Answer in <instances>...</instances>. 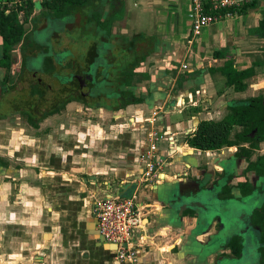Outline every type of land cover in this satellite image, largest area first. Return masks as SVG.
<instances>
[{
	"label": "crops",
	"instance_id": "obj_1",
	"mask_svg": "<svg viewBox=\"0 0 264 264\" xmlns=\"http://www.w3.org/2000/svg\"><path fill=\"white\" fill-rule=\"evenodd\" d=\"M254 3L246 11H234L192 38L188 19L190 0H134L138 10L129 13V28L159 37L163 50L154 61L138 70L143 73L137 78L144 81L139 85L146 101L128 105L123 112H134L128 119L132 123L142 121L155 105H161L156 128L163 135L172 136L177 146L172 150L166 139L160 142L159 153L168 158L160 175L164 174L169 181L156 185L171 184L184 170L207 185L216 181L211 165L207 171L199 166L206 165L201 159L210 152L189 147L185 138L195 132L200 122L224 119L231 114V107L242 105L256 96L260 87L264 88V29H261L264 0ZM182 63L188 65L185 72L179 70ZM227 64L236 71L250 73L244 80L243 91L226 86L222 69ZM148 73L150 77L144 78ZM221 79L224 86L218 88L217 81ZM177 82L183 89L174 97L175 104H171L169 93ZM174 114L183 115L184 119L170 120ZM110 130L107 134L100 129L98 142L91 141L87 131L77 133L78 136L72 133L75 144L66 146L65 160H60L59 155L55 167L50 164V170L47 165L33 164L34 169H44L45 173L40 170L35 175V184L20 185L11 203L9 195L4 199L0 264H123L116 261L113 248L98 236L93 206L101 197L123 196L129 190L136 193L139 206L152 205L137 233L146 243L136 264H196L184 255L176 256L177 247L181 250L185 247L183 234L177 231L192 229L195 224L189 218L183 220L178 214L157 207L155 184L132 182L143 172L140 158L147 150L148 128L136 127L125 135L114 128ZM111 150L117 151L113 157L107 154ZM78 151L79 157L75 155ZM92 151L99 154L95 156ZM79 174L87 181L76 180ZM99 176L104 177L100 182L102 188L95 184ZM165 191L173 195L168 189ZM211 258L204 263L209 264Z\"/></svg>",
	"mask_w": 264,
	"mask_h": 264
},
{
	"label": "flooded vegetation",
	"instance_id": "obj_2",
	"mask_svg": "<svg viewBox=\"0 0 264 264\" xmlns=\"http://www.w3.org/2000/svg\"><path fill=\"white\" fill-rule=\"evenodd\" d=\"M70 2L60 15L61 0H0V14L8 19L5 28L0 27V132L48 129L46 123L70 105L84 114L114 118L138 95L137 75L143 74L138 70L147 65L145 47L150 39L137 38L145 32L132 27L130 36L118 29V24L129 21L125 0ZM78 32L83 42L76 37ZM259 89L260 94L257 91L240 104L252 111L248 125L233 127L230 140L235 145L205 151L210 152L203 156L208 161L199 165L204 171L212 166L219 186H210L223 204L218 208L224 216L213 220L209 264H264V88ZM10 155L8 148L0 155L3 181L10 178V163L24 160L17 152ZM16 165L14 173L20 172ZM190 176L184 170L179 177ZM11 179L16 189V180ZM192 215L185 212L186 218Z\"/></svg>",
	"mask_w": 264,
	"mask_h": 264
},
{
	"label": "rangeland",
	"instance_id": "obj_3",
	"mask_svg": "<svg viewBox=\"0 0 264 264\" xmlns=\"http://www.w3.org/2000/svg\"><path fill=\"white\" fill-rule=\"evenodd\" d=\"M125 4H126L125 14L127 16L129 15V13L132 14V11L135 12L136 10H138V5L134 4V0H125ZM127 24H128V27H127ZM117 27L118 29H121L120 32L122 34L127 35V36L131 35L129 31V21H127L126 23L123 21L120 24H118ZM88 34L92 36L90 37V39L94 37V34L92 33H88ZM76 37L78 38L80 42H83L82 41L83 38L82 37L80 38L79 32L76 34ZM87 43L88 42H85V44ZM85 44H78V45H81L82 47L86 48L87 45ZM70 47L73 50L76 49L73 45H71ZM114 54H116V52H114ZM158 56L159 54H157L156 57ZM118 67L122 68V65H118ZM137 81H139L137 82L138 83L137 86L140 88L141 87L139 85L140 81L141 82H144V81L141 79H138ZM217 86L218 88H222L224 86L222 79L217 81ZM136 93L137 94L139 93L138 88L136 89ZM164 108L166 107L164 106ZM133 115H135L134 112L129 111L128 113H125V112L120 111L117 115H114L115 116L114 118H112V115H108V114L106 115V113L102 114L101 117L99 116L97 117V115L95 114L92 115L89 113H85V114L81 113L77 111V107L75 105L74 106L70 105L66 109V111L62 113L59 117L53 118L52 120H49V122L46 123L47 127L50 126L48 129H45V130L41 129L37 132L26 129L24 132H21V133H18V132L12 133V131H17L13 128H10L8 132L1 131L0 132V155L5 154L8 148L11 154L10 155L11 157L14 156V152H17L20 154V157L23 158L24 160L20 161L19 165H16V163L11 162L10 163L11 170L9 174L10 178L5 179L6 181H3L2 179H0V239H1L2 209H3V206H5L3 205L2 199L5 197H8L9 195L10 197L9 200L11 203L12 201L15 200L16 198L15 196H16V193L20 185H23L24 182L29 183V184H35L34 183V177H36L35 175L39 174L40 170L42 174L45 173L44 169H34L32 167L33 164L36 166H39L43 163H46L49 166L51 164L52 166L55 167L56 157L58 158L60 155L61 157L60 160L62 159L65 160V156L68 155V153L66 154V151H67L66 146L68 147L70 143H72L73 145L75 144V137L71 136L72 133H75V135L78 136V135H81V133L87 131V133L90 134L89 138L92 141L97 138V132L100 129H103V131L108 134L111 131L110 129L114 127V130L116 132H122V134L125 135L126 132H129L136 127L137 128L141 126H143L144 128L149 127L148 119L152 115L151 112H147L146 117L142 119V121L138 120L135 122L133 121L131 123L130 121H128V119L131 118ZM181 119H184L183 115L174 114L170 116V120L172 121L181 120ZM139 122L141 123L140 126H139ZM62 126H64V129H62ZM23 139H25L26 142H22ZM98 140L99 139H96V141ZM4 147H7V148H4ZM3 148L6 150H4ZM34 151H35V154L33 156L34 159L32 160L30 159V157L32 153H34ZM79 152L80 151H78L75 155L78 156L77 154ZM92 152L93 154H95V156L99 154V151H92ZM116 152H117L116 150L115 151L111 150V151H108L107 154L113 157L115 156ZM201 160L203 164H205L208 161L204 157H202ZM25 164L28 166H25ZM15 165L18 169H20V172L14 173ZM49 166H47L48 168L47 170H50ZM11 178H14L16 180L15 182L16 189H14V183ZM103 178H104L103 176H99L95 178V179H98V181L95 182L96 186L97 184L99 185L101 181H103L101 180ZM86 179L87 178H84L81 174L76 175V180L78 181L80 180L87 181ZM99 187L102 188L101 184L99 185ZM132 192L133 191H130V190L127 191L123 195V197H127V198L130 197L133 194ZM6 205H7V199H6ZM148 212L149 210L146 211L145 217H147Z\"/></svg>",
	"mask_w": 264,
	"mask_h": 264
},
{
	"label": "built area",
	"instance_id": "obj_4",
	"mask_svg": "<svg viewBox=\"0 0 264 264\" xmlns=\"http://www.w3.org/2000/svg\"><path fill=\"white\" fill-rule=\"evenodd\" d=\"M254 0H190L191 8L188 13L191 37L197 38L202 31L221 19L228 18L243 5L251 4ZM180 71L188 70V65L182 63ZM181 104L179 106H182ZM161 107L152 111L148 119L147 150L142 154L143 172L134 185L153 183L159 178L167 165V157L159 153V144L166 139L168 147L176 150V142L172 136H165L157 130L156 123ZM136 193L130 197L118 195L101 197L93 206V217L98 236L102 241L113 247L116 261L123 264H136L139 251L144 248L145 240L138 236L143 226L147 209L135 202Z\"/></svg>",
	"mask_w": 264,
	"mask_h": 264
},
{
	"label": "water",
	"instance_id": "obj_5",
	"mask_svg": "<svg viewBox=\"0 0 264 264\" xmlns=\"http://www.w3.org/2000/svg\"><path fill=\"white\" fill-rule=\"evenodd\" d=\"M141 35H144L145 37L150 39L149 43L145 47L146 57L144 63L147 64L154 61L157 54H162L161 52L163 50V42L159 37H152L151 35H147L146 33L138 34L136 37L140 38ZM173 70H175V68ZM146 77H150V74L148 73L144 78ZM184 79L186 78L184 77L182 80L184 81ZM177 81H180V79ZM169 82L172 83V76L169 78ZM170 87L171 86L168 87L169 92ZM137 88L139 89V93L135 96V98L141 99L144 103L146 101V98L142 96V91H140V88L138 86H136V89ZM180 89H183V86L180 84V82H177L176 85H174L172 91L169 93L168 102H170L171 104H175V101L173 99L179 94L177 92H179ZM134 91L136 92V90ZM148 94L150 95V91L148 92ZM160 107L161 105L157 104L152 109V111L157 110ZM192 178L179 177L176 178V180H173L171 184L168 182L164 184V186L156 185L160 182L165 183L169 181H166V177L164 176V174H161L158 180L156 182H153V184H155L154 187L157 196L156 205L157 207H161L162 209L169 210L170 212L178 214L179 217H181L183 220L187 219L185 216V212H190L193 214V218L190 219H192V222L195 224L194 227L192 229H186L185 231L184 229H179L180 231H177L178 233L183 234L182 237L185 240V247L183 246L181 250V247L178 246L176 249V256L181 257V255H184L189 260L193 259V262L196 264H205L204 262H206V260L213 255L212 251L214 249L211 241V239H213V233L211 234L210 231L213 232L212 226L214 218L217 216H224L220 208H218L223 204L216 200L215 194L210 188V185H207V183H203V181H200V178H197L196 176H193ZM153 184H151L150 186H152ZM212 184L214 186L218 185L217 182ZM167 189L171 192V194L173 193V195L169 196L165 191ZM162 192L163 194H167L166 198L163 197ZM135 202L137 203L136 198ZM151 207V204H148L147 207L144 206V208L147 210H150Z\"/></svg>",
	"mask_w": 264,
	"mask_h": 264
},
{
	"label": "trees",
	"instance_id": "obj_6",
	"mask_svg": "<svg viewBox=\"0 0 264 264\" xmlns=\"http://www.w3.org/2000/svg\"><path fill=\"white\" fill-rule=\"evenodd\" d=\"M61 3L64 5H61ZM60 6L62 7V12L60 15H64L68 5L71 3L70 0H61ZM255 3L243 5L237 12H244L247 8L253 7ZM8 19L0 14V27L5 28ZM14 25V23L12 22ZM264 24V23H263ZM264 29V26H261ZM223 75L226 78V86L232 87L235 91H243L245 89L244 80L250 76L248 71H236L227 64L225 68L222 69ZM131 101L133 104L141 103L142 100L135 98L133 96ZM128 102V101H127ZM130 102V101H129ZM126 103L127 105L132 103ZM246 106H233L231 107V114L226 116L220 121H203L200 122L195 130V132L185 138L186 144L197 150L201 151H217L223 147H229L235 145V141L230 140V133L234 126H246L248 123V114L251 112ZM257 116L254 119L256 121ZM240 136V137H239ZM238 138L240 141L244 139L242 134Z\"/></svg>",
	"mask_w": 264,
	"mask_h": 264
},
{
	"label": "bare ground",
	"instance_id": "obj_7",
	"mask_svg": "<svg viewBox=\"0 0 264 264\" xmlns=\"http://www.w3.org/2000/svg\"><path fill=\"white\" fill-rule=\"evenodd\" d=\"M112 247V246H111ZM113 248V247H112Z\"/></svg>",
	"mask_w": 264,
	"mask_h": 264
}]
</instances>
